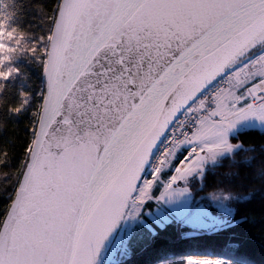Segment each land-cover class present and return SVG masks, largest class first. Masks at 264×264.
<instances>
[{
  "label": "snow or ice",
  "instance_id": "1",
  "mask_svg": "<svg viewBox=\"0 0 264 264\" xmlns=\"http://www.w3.org/2000/svg\"><path fill=\"white\" fill-rule=\"evenodd\" d=\"M18 31L8 30L7 22L0 20V78L18 71L3 70L12 58L6 53L16 51L3 40ZM49 40V85L34 147L28 149L30 160L0 212V264H96L104 239L118 222L137 176H142L157 129L225 73L239 53L264 45V0H64ZM122 41H134L144 49L140 61L151 57L158 68L150 64L139 81L140 90L130 94L138 103L129 101L125 85L130 80L103 84L94 91L105 111L119 104L115 110L120 117L109 130H89L83 120L87 107L74 119L60 111L61 102L71 97L97 57ZM169 54L170 59L161 63V56ZM260 59L264 57L253 63ZM108 71L105 68V75ZM249 72L248 84L253 86L248 97L217 94L226 119L233 115L226 107L232 102L239 107L237 120H264V69ZM178 93L165 112L167 101ZM101 139L102 155L97 150ZM188 264L222 262L189 258Z\"/></svg>",
  "mask_w": 264,
  "mask_h": 264
},
{
  "label": "trees",
  "instance_id": "2",
  "mask_svg": "<svg viewBox=\"0 0 264 264\" xmlns=\"http://www.w3.org/2000/svg\"><path fill=\"white\" fill-rule=\"evenodd\" d=\"M61 3L0 0V20L7 22L8 30H19L13 38L3 40L16 49L6 53L12 58L5 61L3 70L18 71L0 78V212L10 202L30 160L28 149L34 146V130L46 95L49 36ZM21 105L19 111L14 110ZM231 142L239 148L205 172L202 188L198 183L195 191L197 195L226 194L237 199L234 218L193 233L176 222L153 223L156 233L135 246L131 257L116 264H183L188 257L222 258V264H264V130L239 131Z\"/></svg>",
  "mask_w": 264,
  "mask_h": 264
},
{
  "label": "rangeland",
  "instance_id": "3",
  "mask_svg": "<svg viewBox=\"0 0 264 264\" xmlns=\"http://www.w3.org/2000/svg\"><path fill=\"white\" fill-rule=\"evenodd\" d=\"M261 57H264V45L260 44L239 53L233 65L227 67L229 71L224 79L197 102L193 109L200 120L197 128L189 138L163 145L146 175L140 176L136 183L118 222L96 258V264H116L131 257L135 246L156 233L153 222L159 226L176 222L190 227L193 233L227 224L234 218L233 203L237 199L226 194L206 195L200 192L197 195L195 187L199 183L201 189L205 172L239 148L231 142L232 135L251 128L264 130V120L259 117L247 116L237 120L235 116L239 107L232 102H228L226 107L233 115L226 119L217 100V94L222 91L248 97L253 86L248 84L249 69L252 72L264 69V59L253 63ZM245 64L248 68L244 67ZM249 103H253L251 98ZM205 122H209L210 126L204 127ZM189 258L223 263L222 258L188 257L183 264H188Z\"/></svg>",
  "mask_w": 264,
  "mask_h": 264
},
{
  "label": "water",
  "instance_id": "4",
  "mask_svg": "<svg viewBox=\"0 0 264 264\" xmlns=\"http://www.w3.org/2000/svg\"><path fill=\"white\" fill-rule=\"evenodd\" d=\"M63 3L64 0H62L61 5ZM59 11L57 18L59 16ZM54 35H55V28H54L53 36ZM51 51H52V42L50 43L49 54L51 53ZM143 51L144 49L142 47H137L134 41L131 44H127V45H124V42L122 41L121 44L116 45L115 49L112 48L105 49L100 54V56L97 57L95 63L92 66V70L84 74L80 78L79 83L76 85V90L72 93L71 97L61 102L60 111L62 113H69L72 115L74 119H78L80 111L83 108L87 107V112L84 115L83 120L84 123L89 125V130L101 132L111 129L113 124H116L119 120L120 113L115 109L119 108L120 105L116 104L109 106V110L105 111V109L102 106H100L99 101L94 98L92 93L94 91H98L99 87H102L103 84L124 83L125 81L130 80L132 82L127 83L125 85L127 89V93L129 94V101L133 103H138L139 102L138 97L131 96L130 94L140 90L139 81L143 79L144 76L149 72L150 64L154 65L155 68H158V65H156V62L153 59H151V57L146 56L142 62L140 61L139 56L140 53H142ZM121 57H124V61L122 63L120 62ZM167 59H170V54L167 56L162 55L161 63L165 62ZM105 68L110 69V71L107 72V75H105ZM45 75H46V84H47L46 86V95H47L49 81L46 71H45ZM64 78L67 79V75H65ZM117 78H119V80ZM211 82H208L207 85H209ZM178 95L179 93L177 94V96H173L171 99L167 101V103L164 106L165 112H167L170 108L173 107V103L177 99ZM194 98L190 97L188 102L181 104L180 107L177 109V111L173 113L172 118L169 119L163 125V128L157 129V132L159 134L153 146L150 148V156L153 150L155 149V147L157 146L158 142L162 138L165 131L169 128V126L176 119V117L187 107V105L192 102ZM73 100H75V104L73 103ZM103 147H104L103 140L101 139L100 143L97 144V150L100 152L101 155L103 154L102 152ZM148 160L149 159L146 160L145 165L141 170L142 172L146 167ZM139 178L140 175H138L136 178L137 182ZM135 185L136 184L133 185L132 191ZM132 191L129 193L127 201L129 200ZM127 201L125 202V205ZM113 228L111 229V231L108 232L106 238L104 239L96 255V258L99 255L100 251L102 250L104 243L107 240L110 233L112 232Z\"/></svg>",
  "mask_w": 264,
  "mask_h": 264
},
{
  "label": "built area",
  "instance_id": "5",
  "mask_svg": "<svg viewBox=\"0 0 264 264\" xmlns=\"http://www.w3.org/2000/svg\"><path fill=\"white\" fill-rule=\"evenodd\" d=\"M225 75L216 79L213 83H211L208 87H206L199 97L188 105L173 121L170 127L166 130L162 138L160 139L159 143L155 147L154 151L149 160V164L146 170L149 169L153 161L156 159L158 152L161 150L163 145L170 144V143H179L183 139L189 138L193 131L197 128V123H199V116L196 113L194 107L198 104L197 102L200 101L209 91L216 88V86L224 79ZM146 172V171H145ZM144 172V173H145Z\"/></svg>",
  "mask_w": 264,
  "mask_h": 264
},
{
  "label": "crops",
  "instance_id": "6",
  "mask_svg": "<svg viewBox=\"0 0 264 264\" xmlns=\"http://www.w3.org/2000/svg\"><path fill=\"white\" fill-rule=\"evenodd\" d=\"M203 126H204V127H205V126H210V123H209V122H205ZM201 135H202V133H201ZM153 223H154V222H153Z\"/></svg>",
  "mask_w": 264,
  "mask_h": 264
},
{
  "label": "bare ground",
  "instance_id": "7",
  "mask_svg": "<svg viewBox=\"0 0 264 264\" xmlns=\"http://www.w3.org/2000/svg\"><path fill=\"white\" fill-rule=\"evenodd\" d=\"M147 171H148V170H146V172L144 173V175H146Z\"/></svg>",
  "mask_w": 264,
  "mask_h": 264
}]
</instances>
